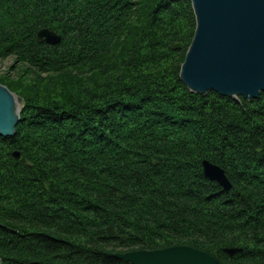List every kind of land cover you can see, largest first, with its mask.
<instances>
[{
    "label": "trees",
    "instance_id": "trees-1",
    "mask_svg": "<svg viewBox=\"0 0 264 264\" xmlns=\"http://www.w3.org/2000/svg\"><path fill=\"white\" fill-rule=\"evenodd\" d=\"M152 4L132 27L134 0H0V60L86 81L62 101L24 99L0 138V264H129L114 255L172 246L264 264V91L190 93V3ZM42 28L60 44L37 43Z\"/></svg>",
    "mask_w": 264,
    "mask_h": 264
},
{
    "label": "water",
    "instance_id": "water-1",
    "mask_svg": "<svg viewBox=\"0 0 264 264\" xmlns=\"http://www.w3.org/2000/svg\"><path fill=\"white\" fill-rule=\"evenodd\" d=\"M194 31L179 80L192 94L212 91L221 97L250 101L264 91V0H188ZM39 44L57 46L61 35L49 28L37 31ZM23 100L0 84V138L14 134ZM13 157L19 159V153ZM203 176L228 192L232 184L223 169L202 161ZM228 256L240 249H224ZM129 264H218L211 255L188 247L135 250L114 255ZM35 264V263H31Z\"/></svg>",
    "mask_w": 264,
    "mask_h": 264
},
{
    "label": "rangeland",
    "instance_id": "rangeland-1",
    "mask_svg": "<svg viewBox=\"0 0 264 264\" xmlns=\"http://www.w3.org/2000/svg\"><path fill=\"white\" fill-rule=\"evenodd\" d=\"M134 1L138 2V9L140 12L139 16L131 22L130 26L132 27H135L136 24L143 21L145 14L151 13L150 7L153 5V0ZM106 72L110 73L109 66L104 67V74ZM50 76L51 77L49 78L40 76L31 67L25 66L23 63L18 62L11 56L0 60V84L23 100L21 114L25 105L24 99L26 98L29 100L54 99L56 101H62L68 97L76 95L78 87L82 86L83 83L86 82L85 79L83 80L81 77H76L75 74H72L71 72L67 74L65 79L58 80V83H56L52 75ZM56 84H61L63 87H58Z\"/></svg>",
    "mask_w": 264,
    "mask_h": 264
}]
</instances>
